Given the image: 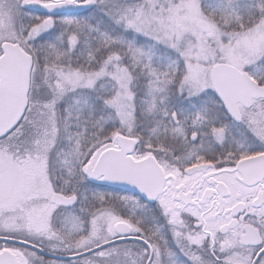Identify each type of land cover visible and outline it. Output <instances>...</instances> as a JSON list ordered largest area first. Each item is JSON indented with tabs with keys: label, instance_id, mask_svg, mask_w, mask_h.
Returning <instances> with one entry per match:
<instances>
[{
	"label": "snow or ice",
	"instance_id": "1",
	"mask_svg": "<svg viewBox=\"0 0 264 264\" xmlns=\"http://www.w3.org/2000/svg\"><path fill=\"white\" fill-rule=\"evenodd\" d=\"M0 264H264V0H0Z\"/></svg>",
	"mask_w": 264,
	"mask_h": 264
}]
</instances>
